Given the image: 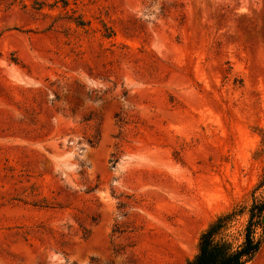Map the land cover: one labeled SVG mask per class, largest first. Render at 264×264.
Here are the masks:
<instances>
[{
  "label": "rangeland",
  "instance_id": "obj_1",
  "mask_svg": "<svg viewBox=\"0 0 264 264\" xmlns=\"http://www.w3.org/2000/svg\"><path fill=\"white\" fill-rule=\"evenodd\" d=\"M263 170L264 0H0V264L237 246Z\"/></svg>",
  "mask_w": 264,
  "mask_h": 264
},
{
  "label": "trees",
  "instance_id": "obj_2",
  "mask_svg": "<svg viewBox=\"0 0 264 264\" xmlns=\"http://www.w3.org/2000/svg\"><path fill=\"white\" fill-rule=\"evenodd\" d=\"M121 122H124L121 120ZM264 184V170L258 186ZM264 211V197L262 201L252 204L250 216L244 229L242 243L234 246L231 240L224 238L231 219L237 210L224 212L213 219L200 233L197 252L185 259L184 264H245L259 249L260 242L254 237L256 218Z\"/></svg>",
  "mask_w": 264,
  "mask_h": 264
},
{
  "label": "water",
  "instance_id": "obj_3",
  "mask_svg": "<svg viewBox=\"0 0 264 264\" xmlns=\"http://www.w3.org/2000/svg\"><path fill=\"white\" fill-rule=\"evenodd\" d=\"M262 220L264 221V217L262 218Z\"/></svg>",
  "mask_w": 264,
  "mask_h": 264
}]
</instances>
